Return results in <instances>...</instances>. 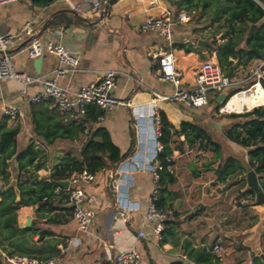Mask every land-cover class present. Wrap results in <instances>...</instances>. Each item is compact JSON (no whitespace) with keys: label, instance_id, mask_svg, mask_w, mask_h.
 <instances>
[{"label":"crops","instance_id":"crops-1","mask_svg":"<svg viewBox=\"0 0 264 264\" xmlns=\"http://www.w3.org/2000/svg\"><path fill=\"white\" fill-rule=\"evenodd\" d=\"M31 1L18 0L12 4L0 6V35L17 34L29 23L30 32L44 45V48L48 42L60 43L71 56L77 57L76 69L73 71L68 69L65 76L58 81L59 86L66 88L70 94L81 85L98 81L104 71H115L116 86L112 91V96L118 100L129 101L130 105L118 106L108 112H103V116L95 122L87 120L86 117L82 124L85 127L84 133L87 134L88 131L98 127L105 128L113 144L122 154L132 150L130 157H134L137 153L141 160L149 158L150 154L146 150H149L153 143L148 135L156 127H160L149 120L151 101L157 96L171 95L173 88L169 83L159 80L157 74L158 66L155 55L164 49L163 43L154 35L142 33L139 26L148 15H157L165 11L172 15L177 12L176 9L165 0H107L106 11L100 20L101 12L96 15L92 3L87 0H69L74 5V9L69 8L65 0H53L45 7H36ZM62 11L66 12L64 16L68 17L71 22L53 27L48 26L49 21ZM179 12H185L188 19L190 18L186 10H180L176 15ZM73 17L80 22H76ZM177 26L171 52L174 55L177 69L183 73L184 82L190 84L201 62H198L199 56L194 47H191L190 53L178 48L180 44L192 46V40L190 29L185 27V24ZM56 30L62 31L60 37L54 33ZM22 46L23 42H16L9 48V51L15 52ZM240 47L244 48V45ZM41 56L43 59L38 69L34 67V60H29L25 52L14 56L13 65L16 72L38 78L39 81L26 87L24 97L19 95L22 86L18 82L13 80L0 82V119L5 116L3 114L5 106L15 105L18 108L16 119L8 118L5 124L9 128L19 125L18 149L24 148L28 141L33 139L36 147L43 150L48 157L59 158L64 153L70 152L79 158V152L84 143L82 137L79 142L56 140L51 146H45L33 136L29 116L31 105L29 99L41 90V81L49 77L54 69L60 66L59 60L49 54L46 49L42 51ZM209 60L217 62L214 54L209 57ZM263 63L264 61H251L242 66V70L250 71L248 78L251 80L252 72ZM61 66L67 67L66 65ZM180 66L193 68L191 75L184 74ZM240 81L243 83L246 79ZM155 107L159 115L164 114L175 129H178L181 123L201 125L198 120L196 122L195 115L198 111L205 109L190 111L180 104L161 100L155 102ZM220 124L215 125L216 128H221L222 123ZM179 138L181 139L179 142H183V137L175 139ZM221 138L224 136L221 135ZM184 145H182V150ZM182 150L173 151L172 156L181 153ZM48 160L45 163L46 166L43 165L37 172L38 178L49 176L54 163L51 164ZM10 164L15 165L12 162ZM117 165L113 169H106L95 174V181L85 186L87 204L94 213V220L88 234L81 236L78 234L69 209L61 203L55 206L56 210L47 215L45 224H40L36 220L34 207H20L16 211L17 223H24L27 218H30L31 224L34 223L35 227L46 229L51 233L42 242L55 245L57 249L67 240L79 235L80 244L69 248L67 253L61 254L58 264H112L113 257L117 253L126 252L133 247L139 251V264H171L174 261H186V264H193L189 261L192 253L197 248L207 247V244L196 241L195 238L198 237L196 233H193L192 237L189 236L191 231L188 229L191 222H183L178 228L174 225L176 227L174 234H166L161 242L154 240L153 223L145 221V212L152 192L157 190V197L159 196V190L155 186L156 179L148 171H129L125 168L123 171H118L116 170ZM175 169L174 159L173 166L169 168L173 175ZM11 174L15 173L11 171ZM12 181L15 183V179ZM175 185L177 182L169 187L172 192L169 203L177 199L176 191L173 189ZM117 190L128 194V201L132 204L129 209L122 210L117 205ZM184 218L185 216L180 220L183 221ZM139 232L144 233L143 238H139ZM215 245L221 246L220 244L213 246ZM213 246L210 249L212 254L214 253L212 252ZM258 255L264 256V253ZM219 260L220 264H224L221 259Z\"/></svg>","mask_w":264,"mask_h":264},{"label":"trees","instance_id":"trees-1","mask_svg":"<svg viewBox=\"0 0 264 264\" xmlns=\"http://www.w3.org/2000/svg\"><path fill=\"white\" fill-rule=\"evenodd\" d=\"M53 0H32V5L45 7ZM176 11L200 10L206 12L212 10V22H220L223 19L227 26L224 36L228 37L224 43L213 44L207 47V54L212 52L223 73L231 79L232 61L246 65L251 61H264V0H165ZM172 14L175 17L176 13ZM66 12L56 14L48 26H57L70 23L65 17ZM76 22H80L73 17ZM251 25L257 28L248 35ZM244 45V48L240 47ZM178 48L186 53L192 51L191 45L180 44ZM264 71V64L262 66ZM253 84L254 80L251 81ZM264 89V82L261 83ZM236 92V91H235ZM234 92H231L233 94ZM87 111V120L97 121L103 116V111L92 107ZM217 108V107H216ZM30 122L33 136L41 145L51 146L56 140H68L79 142L84 139L83 146L76 158L70 152L64 153L51 168L47 178H38L37 172L41 170L43 150L36 147L34 140L30 139L24 148L18 149L17 136L20 132L19 125L12 128L6 127L8 117L0 119V264L1 252L7 256L27 255L38 260H46L59 254L55 245H49L42 240L51 233L46 229L35 227L18 228L16 211L20 207H35L36 220L45 224L48 214L56 210L60 200H54L56 189L60 188L57 182L67 181L73 173L86 170L92 174H98L106 169H113L118 163L129 158L132 150L122 154L116 147L105 128L98 127L85 134V127L77 124L62 114L53 102L47 101L39 104H31L29 108ZM233 118H242L241 122L228 126L223 136L226 141L247 150L248 161L245 163L247 170H252L260 176L259 185L264 193V106L254 107L251 111L241 115H231ZM183 137V142L178 144L175 138ZM163 149L157 155L156 161L162 169L158 171L155 186L159 190V196L155 201L157 210H168L172 196L169 187L177 182L176 177L169 170L174 164L173 151L182 150V145L196 146L198 150H207L212 153L213 159L218 160L214 169V175L218 182H225L237 171L242 170V165L233 157L223 158L221 146L212 138L211 134L197 123H181L175 129L160 114V137ZM223 144L224 141H222ZM10 162L15 173V183L9 181L11 173ZM48 197V201L43 198ZM169 211V210H168ZM166 228L162 232L163 237L174 234V226L169 219L166 220ZM168 226V227H167ZM36 238V240H34ZM193 264H220L219 258L211 253L207 247L197 248L190 256ZM152 264V263H150ZM171 264H183L182 261H174ZM251 264H264V258L253 256Z\"/></svg>","mask_w":264,"mask_h":264},{"label":"built area","instance_id":"built-area-1","mask_svg":"<svg viewBox=\"0 0 264 264\" xmlns=\"http://www.w3.org/2000/svg\"><path fill=\"white\" fill-rule=\"evenodd\" d=\"M17 1L0 0V6L12 4ZM87 1L92 3L96 10V15H99L100 12L102 13V6L107 3V0ZM65 2L69 8H75L69 0H65ZM188 21L189 19L185 12H179L175 17H172L171 13L165 11L157 15H148L139 26L142 33L154 35L163 43L164 49L155 55L158 66L157 74L159 80L169 83L173 88L171 95L157 96L151 101L152 107L149 120L157 125H160V115L158 109L155 107V102L158 100L167 103H177L187 110L198 111L206 108L212 100L216 101L222 93L227 92L229 97L225 103L222 105H216L215 103V105L219 114H229L233 113L229 112L226 108L229 98L236 94L246 93L254 85L260 84L261 86V83L264 82V71H262L263 63L262 66L252 72L254 83L251 84L250 89L239 90L231 94V89L240 86L242 82L232 81L223 73L217 62L208 59L201 62L199 68L193 75L192 82L190 84L185 83L183 73L177 69L176 61L171 50L174 43L175 27L179 24H185ZM54 33L59 37L62 35L61 30H56ZM16 42H23V46L15 52L9 51V48ZM44 49L59 60L60 66L54 69L49 77L41 81V90L29 99L31 104L51 101L62 114L78 124H83L84 119L87 117L88 108L90 107L95 106L103 112H108L118 106L130 105L129 101L118 100L112 96V91L116 86V72L113 70L104 71V74L98 81L81 85L72 94L66 88L60 87L58 84L59 79L65 76L68 69L71 71L76 69L78 59L77 57L71 56L60 43L48 42L44 48V45L30 32L29 23L17 34L0 35V82L5 80L18 82L22 86L19 90V95L24 97L26 95V87L39 80L38 78L16 72L13 65L14 56L20 52H25L29 60H34L42 55ZM61 65H66L67 67ZM3 114L10 120H15L18 115V108L15 105L5 106L3 108ZM148 137L153 143L151 148L146 150L149 152L150 157L141 160L140 156L136 153L134 157H129L118 163L116 170L148 171L154 175L155 179L158 178V171L162 167L157 163L156 157L163 149L159 141L160 127H156ZM120 175H122V172H120ZM94 181L95 174L89 173L86 170L73 173L67 180V186L56 189L53 195L54 200H60L61 205L69 209L71 218L80 236L89 233L94 220V213L87 204L88 197L85 192V186ZM157 195V190H154L149 198L145 212V221L153 223V239L161 242L162 232L166 228L165 221L168 212L155 208ZM47 198H43V201H48ZM116 203L122 210H127L132 205L128 201V194L121 190H117ZM79 235L78 237L67 240L64 245H60L58 247L59 254L49 259L38 260L25 255L7 256L2 252V263L58 264L61 254L67 253L69 248L80 244ZM138 236L139 238H143L144 233L139 232ZM213 252L216 255H220L222 247L218 245L213 246ZM139 261V251L133 247L126 252L117 253L113 257L112 264H139Z\"/></svg>","mask_w":264,"mask_h":264},{"label":"rangeland","instance_id":"rangeland-1","mask_svg":"<svg viewBox=\"0 0 264 264\" xmlns=\"http://www.w3.org/2000/svg\"><path fill=\"white\" fill-rule=\"evenodd\" d=\"M214 9L215 7H210L206 12L187 11L190 20L185 23V27L190 29L191 47L197 51L198 62L215 55L214 52L207 54V47L212 45L214 40L217 44H221L228 37L234 36L233 34L224 36L228 30L223 21L225 14L220 22H212V10ZM199 40L206 41L208 44L201 48L196 43ZM242 66L245 65H239L235 60L232 61L234 68L231 80L236 82L246 79V82L233 87L231 92L251 88V84L247 82L252 83L254 78L250 80L248 78L250 71L248 69L243 71ZM180 68L184 74L191 75L193 68H188V66H180ZM215 102L212 100L204 111L197 112L196 122L198 120L200 126L207 130L221 146L223 158L229 156L235 158L242 165V170L228 177L225 182H218L213 172L218 160L213 159L212 153L207 150H198L196 146L190 147L184 143L182 152L173 154L176 164L173 176L177 178V185L173 189L176 191L177 199L170 202L171 205L166 208L169 211H163L168 212L166 219L168 218L177 228L183 222H191L188 229L191 231L189 236L192 237V234L196 233L198 237L195 240L206 243L208 249H211L214 244H220L223 250L219 259L222 263L251 264L254 255L259 256V253H264V204L260 203L258 192L254 191L247 182V173L252 171L245 168V163L248 161L247 150L221 138L228 126L243 120L233 118L231 115H241L246 113V110L219 114ZM220 123L222 127L216 128L215 125ZM175 141L178 144L181 139H175ZM73 150L76 153L75 148ZM42 157L44 166L48 158V162L54 165L60 158L48 157L44 152ZM12 169L10 165V173L13 172ZM254 175L259 186V193L264 195L259 185L260 176L255 173ZM15 177V174H11L9 181L14 180ZM2 185L0 180V186ZM183 216L185 218L182 221L180 219Z\"/></svg>","mask_w":264,"mask_h":264},{"label":"water","instance_id":"water-1","mask_svg":"<svg viewBox=\"0 0 264 264\" xmlns=\"http://www.w3.org/2000/svg\"><path fill=\"white\" fill-rule=\"evenodd\" d=\"M256 3L257 0H254ZM106 8H107V4H104L102 6V13L100 14V20L102 19L105 11H106ZM264 9V8H263ZM256 28V25H251L250 27V31H249V35L252 33V31ZM208 44L206 41H202V40H199L198 43H197V46H200L201 48H204L205 45ZM43 57L40 56L36 59H34V67L38 69V67H40L41 65V61H42ZM228 93L227 92H224L222 93L217 99H216V105H222L223 103H225V101L228 99ZM247 182L249 184V186L256 192H258V199L260 201L261 204H264V195L259 193V186H258V183H257V180H256V177L254 175V173L252 171H249L247 173ZM58 186L59 187H63L65 188L68 184L67 181H60V182H57ZM30 224H31V220L30 218H27L26 221L24 223H18L17 226L18 228H26V227H30ZM259 257L261 258H264L263 255H260ZM184 264H186L187 262L186 261H183Z\"/></svg>","mask_w":264,"mask_h":264},{"label":"bare ground","instance_id":"bare-ground-1","mask_svg":"<svg viewBox=\"0 0 264 264\" xmlns=\"http://www.w3.org/2000/svg\"><path fill=\"white\" fill-rule=\"evenodd\" d=\"M262 89L260 84H256L248 92L232 96L229 98L226 108L229 112L238 113L243 110L248 112L251 108L261 106L264 103V89Z\"/></svg>","mask_w":264,"mask_h":264}]
</instances>
